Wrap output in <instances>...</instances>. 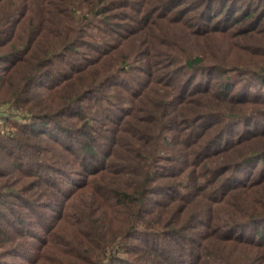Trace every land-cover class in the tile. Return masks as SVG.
<instances>
[{
    "label": "trees",
    "instance_id": "obj_1",
    "mask_svg": "<svg viewBox=\"0 0 264 264\" xmlns=\"http://www.w3.org/2000/svg\"><path fill=\"white\" fill-rule=\"evenodd\" d=\"M255 83L261 0H0V247L25 264H264Z\"/></svg>",
    "mask_w": 264,
    "mask_h": 264
},
{
    "label": "rangeland",
    "instance_id": "obj_2",
    "mask_svg": "<svg viewBox=\"0 0 264 264\" xmlns=\"http://www.w3.org/2000/svg\"><path fill=\"white\" fill-rule=\"evenodd\" d=\"M261 2H264V0H261ZM242 60L243 61H241V62H243V63L249 62L250 56L248 54H246V57H242ZM257 84H258V86H257ZM263 85L264 84H259V83H255L253 85V87L255 88V91L254 92H257V94L259 95V97L263 98L262 100H264V86ZM251 91H253V90H251ZM262 108H264V107H262ZM8 113L11 114L10 112H8ZM0 123H4L3 119L2 120L0 119ZM6 124H8V123H6ZM0 129L1 130H4L6 132L7 131L10 132L11 130L14 131V127H11V129H10V127L8 125H3L2 126L0 124ZM3 166L7 170H12L10 162H3V163H1L0 164V167H3ZM13 172L14 173H12L13 174L12 176L9 174V175L3 177V180H6L7 179L8 182H9V184H11V190L18 189L20 185H22L24 188H28L29 182H30V180H32V178L31 177H28V176L27 177H23L21 179V181H19L17 183V181H18V177H17L18 173H16V171H13ZM66 185H68V184H66ZM7 190L10 191V192H12L10 190V185H9V187H7ZM24 192L26 193V195H29L30 196L29 191H24ZM7 200L9 202H12V199H10V198L7 199ZM8 208H9V210L6 209V211L13 218H14V216H13V214H12V212L10 210H26V207L24 205H21V203H19V202H16V205H12L11 203H9L8 204ZM52 219H54V218H52ZM5 248L6 247H0V251L5 250V251H3V254H1V256H0V258H1L0 260H1L2 264H25L23 261L16 259L14 256H11V254L8 253L9 251L6 250Z\"/></svg>",
    "mask_w": 264,
    "mask_h": 264
}]
</instances>
